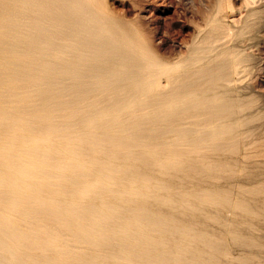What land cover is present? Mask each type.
Returning a JSON list of instances; mask_svg holds the SVG:
<instances>
[{
    "label": "bare ground",
    "instance_id": "6f19581e",
    "mask_svg": "<svg viewBox=\"0 0 264 264\" xmlns=\"http://www.w3.org/2000/svg\"><path fill=\"white\" fill-rule=\"evenodd\" d=\"M95 1L0 0V264L212 256L217 239L191 208L214 194L186 192L159 173L212 172L210 157L238 148L248 116L234 103L242 65L207 44L175 72L180 61L155 57ZM213 35L228 36L221 27ZM163 75L168 85L157 89ZM148 124L168 139L141 136ZM159 151L173 161L156 173ZM194 154L198 162L187 160Z\"/></svg>",
    "mask_w": 264,
    "mask_h": 264
},
{
    "label": "rangeland",
    "instance_id": "374dc122",
    "mask_svg": "<svg viewBox=\"0 0 264 264\" xmlns=\"http://www.w3.org/2000/svg\"><path fill=\"white\" fill-rule=\"evenodd\" d=\"M219 4V0L95 1L102 12L133 34L155 57L170 65L180 61L175 72L188 65L190 55L212 44L226 50L225 56L242 65L236 82L242 94L233 92L240 96L234 103L241 104L248 113L239 126L242 131L238 136L239 149L235 148L225 158L210 157L206 164L211 166L212 172L207 173L184 167H170L165 173L163 161L171 162L173 158L159 151L162 162L155 164V172H163L159 173L163 178L184 187L186 192L200 190L214 194L213 200L203 208H191V211L205 213L208 236L217 242L212 247V256L203 252L191 264H264V0L253 3L230 0L224 7ZM220 27L228 34L227 40L212 42L214 30ZM168 79L167 75L161 76L157 89L167 87ZM117 116L124 119L127 115ZM145 127L141 136L150 137L146 133L153 130L155 141L168 139V135L159 133L157 126L155 129L152 124ZM198 155L187 160L198 162ZM221 159L228 164L226 168L219 167ZM223 193L227 199L225 204L218 199ZM248 210L254 213L250 215Z\"/></svg>",
    "mask_w": 264,
    "mask_h": 264
}]
</instances>
